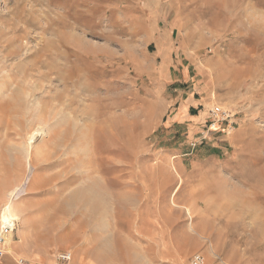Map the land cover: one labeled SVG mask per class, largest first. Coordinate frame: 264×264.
<instances>
[{
	"label": "rangeland",
	"instance_id": "374dc122",
	"mask_svg": "<svg viewBox=\"0 0 264 264\" xmlns=\"http://www.w3.org/2000/svg\"><path fill=\"white\" fill-rule=\"evenodd\" d=\"M0 73L9 249L264 264V0H0Z\"/></svg>",
	"mask_w": 264,
	"mask_h": 264
},
{
	"label": "built area",
	"instance_id": "2783aa9c",
	"mask_svg": "<svg viewBox=\"0 0 264 264\" xmlns=\"http://www.w3.org/2000/svg\"><path fill=\"white\" fill-rule=\"evenodd\" d=\"M211 117L213 120L212 126L215 127L217 124L221 125L223 122L229 121L231 119V114L228 110L220 106H215L211 110ZM15 229V219H10L8 222H4L0 227V264H2L4 257L8 252L10 245L9 237H12ZM72 255L73 253L71 251H65L58 255L57 260L61 264H68L72 260ZM18 263L26 264L27 262L24 258H20ZM188 264H206V257L203 253L197 252L192 256Z\"/></svg>",
	"mask_w": 264,
	"mask_h": 264
},
{
	"label": "crops",
	"instance_id": "0c3cea01",
	"mask_svg": "<svg viewBox=\"0 0 264 264\" xmlns=\"http://www.w3.org/2000/svg\"><path fill=\"white\" fill-rule=\"evenodd\" d=\"M22 243H23L22 240L19 242L17 241L16 245L11 246V248L8 249V253L10 255L7 256L6 254V256L3 259L2 264H19L18 260L20 258H24L27 262L26 264H56L53 259V256H54L53 254L55 253V251L53 250L43 251V250H40V248L38 247L29 250V249L23 248L21 245ZM72 260L68 264H91L87 260L83 259L82 256H80V258L74 261ZM91 261L93 262L92 259Z\"/></svg>",
	"mask_w": 264,
	"mask_h": 264
},
{
	"label": "bare ground",
	"instance_id": "6f19581e",
	"mask_svg": "<svg viewBox=\"0 0 264 264\" xmlns=\"http://www.w3.org/2000/svg\"><path fill=\"white\" fill-rule=\"evenodd\" d=\"M1 77H4V75L3 74H1L0 73V79H1ZM1 81V80H0ZM20 90V89H19ZM22 91V90H21ZM18 93H19V91H18ZM22 93L24 94V95H29V93H26V92H24V91H22ZM43 133H44V131H43V129H38L37 130V132H35V131H33L30 135H29V137H28V141H27V143L24 145V149H25V151H26V153H27V156L30 158V160H32L31 158H32V156H33V154H34V152H38V151H36L37 149H36V146H37V144H38V142L39 141H41V140H43ZM247 139H249V137H247ZM93 144V143H92ZM93 148V147H92ZM90 151V150H89ZM36 155V154H35ZM90 155V154H89ZM27 157V158H28ZM91 158V157H90ZM36 159V158H35ZM33 164V163H32ZM91 190L90 189H87V193H89ZM19 192V191H18ZM93 192V191H92ZM14 195H16V194H14ZM95 195H97V194H95ZM94 195V193L92 194H90V196H92V199H95L96 200V196ZM11 198H13V195L11 196ZM11 198H10V200L6 203V207H5V209H7L5 212H4V217H3V223L4 222H8V220H10V219H14L13 218V214H12V211H11ZM191 226V225H190ZM192 227H193V225H192ZM191 228V227H190ZM192 229V231L194 232H196V229L195 228H191ZM203 238L204 239H206L207 237H205V236H203ZM210 238V237H209ZM9 239H10V242L12 241V238L11 237H9ZM211 239V238H210ZM211 245L212 246H214L213 245V243L211 242ZM210 245V246H211ZM209 250H210V248H209ZM213 253L214 254H216L214 251H213Z\"/></svg>",
	"mask_w": 264,
	"mask_h": 264
}]
</instances>
